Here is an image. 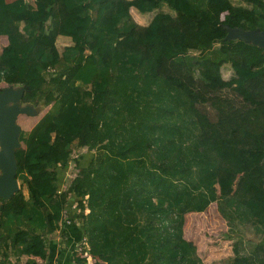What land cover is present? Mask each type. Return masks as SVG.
<instances>
[{"label": "trees", "instance_id": "obj_1", "mask_svg": "<svg viewBox=\"0 0 264 264\" xmlns=\"http://www.w3.org/2000/svg\"><path fill=\"white\" fill-rule=\"evenodd\" d=\"M166 1L54 0L50 11L41 3L29 13L22 0H0V39L7 42L0 85L21 86L22 105L48 108L18 135L16 178L27 197L19 191L0 198V253L9 245L27 264L37 258L50 264L58 229L62 239H71V231L70 245L84 237L94 264H141L152 239L153 264H203L183 238L184 217L220 200L215 186L222 168L240 176L237 205L245 221L253 220L264 250V49L226 42L222 23L224 16L230 28L264 31V0H242L259 12L231 0H178L179 14L198 27L192 35L165 26ZM131 8L157 11L146 27L147 55L118 45L120 35L137 27ZM60 38L69 45L59 54ZM163 60L184 63L204 84L232 88L252 109L213 119L159 75ZM230 63L246 73L224 80L220 67ZM55 134L96 152L68 190L86 197L69 226L53 169L66 167L71 150L69 144L55 150ZM72 264L83 263L74 256ZM227 264L254 263L234 257Z\"/></svg>", "mask_w": 264, "mask_h": 264}, {"label": "rangeland", "instance_id": "obj_2", "mask_svg": "<svg viewBox=\"0 0 264 264\" xmlns=\"http://www.w3.org/2000/svg\"><path fill=\"white\" fill-rule=\"evenodd\" d=\"M22 1L25 3L29 13L36 11L41 3L46 5V11H48V9L50 11V7L54 4V0ZM177 1L178 0H167L161 7V10L163 9L165 13L171 16V20L164 22L165 26L174 27L186 35H192L198 27L192 25L189 20L179 14L177 11ZM231 2L235 5H240L259 12L256 6L242 0H231ZM59 6L62 7L61 2ZM136 14H138L140 18L135 17L134 20L139 21V24H147L150 14H140L137 11ZM142 19L145 21L144 23L141 21ZM49 22L50 21L47 22L48 25ZM222 23L224 27L228 26L224 21V16ZM144 28L145 27L141 26L138 31L134 29L129 34L120 35L118 38V45H124L128 49L147 55L149 53L146 44L147 31H145ZM58 46L57 49L60 54L63 52L64 45L58 43ZM214 48L216 51L221 50L222 45L218 43ZM1 50L2 46L0 44V52ZM189 56L197 57L198 54L192 53ZM158 72L160 76L166 78L182 90L190 99V104L192 106L199 107L200 109H207L213 119H226L232 117L235 111L252 109L251 104L245 101L232 88H219L214 84H204L196 79L192 70L184 63L178 64L172 60H163ZM245 73L244 67L239 64L230 63L220 67V74L226 81L236 75ZM8 87L15 89L13 86L0 85V92L6 90ZM13 108L18 109V115L13 122L14 126L18 131L26 132H28L48 111V108L44 107L42 104L36 106L32 104H19L14 105ZM51 144L55 150L61 153L67 144H69L71 150L66 167L53 169L57 182V193H59L61 197H65L66 201L68 198L67 202H71L72 204L75 202L78 208L82 206L85 207L86 199L81 201L77 199L75 195L70 194L68 190H71V182L77 176L80 168H84L89 160L94 157L96 152H89L85 148H78L75 143H68L58 134L52 136ZM19 146L22 145L20 144ZM239 179L240 176L232 175L226 168L220 169L218 182L215 186L217 194L221 197L220 200L211 203L202 213H188L184 217L183 238L187 242H191L195 245L197 255L202 260L203 264H227L229 260L234 257H246L254 264H264V250L263 248L260 249L257 245L258 240L256 241L257 234L255 232L257 231V227H255L253 220H244L237 205V199L242 192L241 188L237 185ZM18 185V190L23 192L27 197V192L22 184L18 182ZM81 213L84 215L85 212ZM139 220L141 221V226H146L147 221L145 217L139 216ZM153 240L154 239L150 241L149 246L151 247L148 248L146 259L141 264H153V260L156 256L152 247ZM80 242L82 246V240ZM1 250L0 260H3L2 258L5 256L6 259L11 258L12 264H23V259L15 258L12 255V250L9 245L6 248H1ZM35 264L40 263L35 262Z\"/></svg>", "mask_w": 264, "mask_h": 264}, {"label": "water", "instance_id": "obj_3", "mask_svg": "<svg viewBox=\"0 0 264 264\" xmlns=\"http://www.w3.org/2000/svg\"><path fill=\"white\" fill-rule=\"evenodd\" d=\"M225 29L227 31L225 41L238 40L264 49V31L258 29L245 31L241 28L228 26H225ZM22 93V87L16 90L8 87L0 92V139L3 140L5 151V154L0 158L2 170H0V198L3 200H8L19 192L14 152L20 147L18 141L20 130L18 131L13 124L18 115V109L13 107L14 105H22L20 103Z\"/></svg>", "mask_w": 264, "mask_h": 264}, {"label": "crops", "instance_id": "obj_4", "mask_svg": "<svg viewBox=\"0 0 264 264\" xmlns=\"http://www.w3.org/2000/svg\"><path fill=\"white\" fill-rule=\"evenodd\" d=\"M7 2H11V1H13V0H6ZM62 3V2H61ZM136 11L137 10H135V9H133V8H131L130 9V14H131V16L133 17V19L136 17V18H140L139 16H138V14H136ZM160 11H162V12H164V10L162 9H160ZM138 12V11H137ZM157 13V11H155V12H152V13H147V14H150L149 16H148V22H147V24H144V25H146V26H144L143 24H139L140 22L139 21H137V20H135L136 21V23H137V27H138V29H137V27H136V30L138 31L140 28H141V26H143V27H147V25H148V23L150 22V20L153 18V16L155 15ZM143 23L145 22L143 19L141 20ZM141 25V26H140ZM144 28V30L146 31L147 30V28L145 29ZM58 43H60L61 45H64V47L65 46H68L69 45V41L67 40V39H62V38H60V39H58V41H57V44H56V48H58L59 46H58ZM0 44H1V46L2 47H5V45L7 44V42H6V39L4 38V37H2L1 39H0ZM123 47H126V46H124V45H122ZM58 50V49H57ZM64 73H65V71H57V74H59L58 75V77H63L64 76ZM15 89H20L21 88V86H13ZM2 144H3V140H2ZM1 146V145H0ZM60 232L61 231H59V230H57L56 231V233L55 234H57V236L55 237V238H53V244H54V246L53 247H55L54 248V255H53V257H52V261L50 262V264H72V262H73V257H74V252H73V244L72 245H70L71 244V242H73V241H75L74 240V237H73V235L71 234V231H69V235H70V238L71 239H68V237H64V239H62L61 238V235H60ZM67 235V234H66ZM73 256V257H72ZM18 259H23V264H26L27 262H28V258L27 257H20V258H18ZM4 260H7V263H5V264H12V261H11V258H8V259H3L2 261H4ZM1 261V260H0ZM37 262V263H40V264H47L46 262H42L41 260H39L38 258L37 259H32V262Z\"/></svg>", "mask_w": 264, "mask_h": 264}, {"label": "built area", "instance_id": "obj_5", "mask_svg": "<svg viewBox=\"0 0 264 264\" xmlns=\"http://www.w3.org/2000/svg\"><path fill=\"white\" fill-rule=\"evenodd\" d=\"M86 199V197L84 198ZM68 201V200H67ZM83 201V200H82ZM88 213V210H85V214ZM75 214H80V208H78L77 204L74 202H67L63 212H62V222L65 226H69L74 219ZM62 224V226H63ZM82 246L81 242L73 245L74 256L82 260L83 264H94V258L89 254L88 243L85 238H82Z\"/></svg>", "mask_w": 264, "mask_h": 264}, {"label": "bare ground", "instance_id": "obj_6", "mask_svg": "<svg viewBox=\"0 0 264 264\" xmlns=\"http://www.w3.org/2000/svg\"><path fill=\"white\" fill-rule=\"evenodd\" d=\"M0 145H1L0 146V158H1L5 154V151H4V148H3V144H2V139H0ZM0 170H1V164H0Z\"/></svg>", "mask_w": 264, "mask_h": 264}]
</instances>
